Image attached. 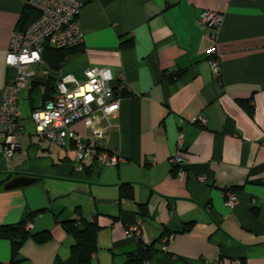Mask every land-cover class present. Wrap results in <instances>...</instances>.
I'll return each instance as SVG.
<instances>
[{"label":"crops","instance_id":"obj_1","mask_svg":"<svg viewBox=\"0 0 264 264\" xmlns=\"http://www.w3.org/2000/svg\"><path fill=\"white\" fill-rule=\"evenodd\" d=\"M77 1L82 49L57 69L31 66L35 74L18 94L21 149L5 158L0 138V225L30 216L31 233L48 231L44 241L22 243L16 264H79L64 222L83 219L99 226L96 264H134L141 244L152 249L148 264H264V0ZM27 7L0 0V104L17 73L6 63L11 33L27 24ZM203 9L221 14L217 30L199 27ZM92 66L109 68L116 91L122 82L128 88L105 130L125 158L113 168L79 166L71 141L39 139L30 119L32 85L43 102L48 81L55 87L71 75L82 83ZM73 128L89 134L84 120ZM176 154L184 158L182 179L170 162ZM19 175L36 179L4 188ZM138 221L137 239L126 230ZM10 260V240L0 238V264Z\"/></svg>","mask_w":264,"mask_h":264},{"label":"built area","instance_id":"obj_2","mask_svg":"<svg viewBox=\"0 0 264 264\" xmlns=\"http://www.w3.org/2000/svg\"><path fill=\"white\" fill-rule=\"evenodd\" d=\"M27 5L37 10L39 16L25 29H16L11 33L6 54V63L15 66L17 73L13 83L3 89L0 104V138L3 139L2 153L5 158H10L16 150L21 149L16 137L20 115L18 94L29 86V81L35 74L31 66L43 64L41 56L46 44L56 48L75 46L82 42L83 36L78 19L82 6L80 1L27 0ZM221 18L220 13L203 9L199 12L197 24L202 29L215 31ZM207 54L210 70L213 76H217L218 59L214 46L208 48ZM85 75L86 80L82 83L71 75L62 77L53 96L42 102L40 108L33 109L30 119L39 139L50 140L60 146H66L71 141L79 166L89 160L113 168L124 162L125 158L107 144L105 130L114 125L111 120L117 117L121 97L128 88L123 82L117 87V91L110 85L112 75L108 67L92 66L85 71ZM81 120H84L89 131L87 136L77 133L73 128ZM102 120L105 121L104 126L100 124ZM195 121L200 125L205 123L202 116L194 119ZM178 145H181V138ZM170 162L176 170V176L184 178V158L176 154L170 158ZM233 202L234 196L229 192L225 193L224 205L231 206ZM139 224L140 221L129 227L126 234L138 239ZM25 226L30 229L31 221L28 220ZM171 238V234L162 237V248ZM229 263L239 264V260L233 258Z\"/></svg>","mask_w":264,"mask_h":264},{"label":"trees","instance_id":"obj_3","mask_svg":"<svg viewBox=\"0 0 264 264\" xmlns=\"http://www.w3.org/2000/svg\"><path fill=\"white\" fill-rule=\"evenodd\" d=\"M23 20L28 17L29 20L27 24L23 25V29H25L28 24H30L33 20H35L39 13L37 10L31 7H27L25 12L22 14ZM26 26V27H25ZM125 45H131L132 42L130 40H126L123 42ZM82 49V42L75 46L64 47V48H56L46 44L42 53V61L43 63L52 68L57 69L60 65L65 61V59ZM174 75L170 74L168 79H172ZM56 87V86H55ZM54 85L51 82L46 83L45 91L43 93V102L50 99L53 96ZM36 88V85H32L31 91L33 92ZM128 90V89H127ZM127 92V91H126ZM125 92V93H126ZM125 93L123 95H125ZM33 110V109H32ZM175 170V169H174ZM129 188V186H128ZM131 192V193H130ZM132 191L129 189V197L132 198ZM31 220L30 216L25 218L22 221H19L15 224H5L0 225V238H7L11 243V260L9 264H16L18 261V250L22 243L29 237L32 236L37 241H44L47 239V232H37L31 233L30 229L26 228V222ZM64 226L66 231L72 235L74 239V243L70 247V252L75 255L79 264H96L92 261V253H94L97 249V232L99 226L95 221H89L83 219L80 224H76L75 221H65ZM168 234H164V236H168ZM150 246H143L141 244L140 249L137 254H134V264L140 263L144 260H147L150 256L151 252Z\"/></svg>","mask_w":264,"mask_h":264},{"label":"water","instance_id":"obj_4","mask_svg":"<svg viewBox=\"0 0 264 264\" xmlns=\"http://www.w3.org/2000/svg\"><path fill=\"white\" fill-rule=\"evenodd\" d=\"M31 100H32V108L37 109L40 108L42 105V95L41 92L38 89H35L34 92L31 95ZM35 177L32 176H27V175H19L11 178L6 184L4 185V188L9 189V188H15L19 186H24L27 184H30L35 181Z\"/></svg>","mask_w":264,"mask_h":264}]
</instances>
